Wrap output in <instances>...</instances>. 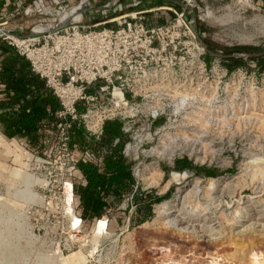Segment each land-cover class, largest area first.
Wrapping results in <instances>:
<instances>
[{
	"label": "rangeland",
	"instance_id": "374dc122",
	"mask_svg": "<svg viewBox=\"0 0 264 264\" xmlns=\"http://www.w3.org/2000/svg\"><path fill=\"white\" fill-rule=\"evenodd\" d=\"M109 1L90 0L84 20L92 23ZM195 1L209 51L259 66L264 3ZM4 20L0 15V24ZM201 86L181 119L167 122L157 136L138 137L129 153L143 191L168 195L141 225L130 220L136 215L130 194L102 218L104 230L98 220L74 225L78 202L71 211L56 183L52 198L44 184L36 186L50 173L60 177L68 163L64 151L54 143L37 162L0 132V264H264V66L218 72ZM185 157L216 175L176 171L175 161ZM27 179L34 181L29 191Z\"/></svg>",
	"mask_w": 264,
	"mask_h": 264
},
{
	"label": "built area",
	"instance_id": "2783aa9c",
	"mask_svg": "<svg viewBox=\"0 0 264 264\" xmlns=\"http://www.w3.org/2000/svg\"><path fill=\"white\" fill-rule=\"evenodd\" d=\"M89 1L34 0L25 6V0H21L17 12L43 17L27 36L5 28L10 16L5 18L4 10L0 11L5 19L0 24V40L30 63L46 90L60 103L56 123L43 129L47 135L44 153L32 149L29 141L22 144L37 162L47 156L54 143L64 151L68 163L59 168L60 177L53 180L50 173L46 181L36 180V186L42 188L40 185L44 184V192L52 198L57 194L52 188L56 183L70 208L69 193L75 199L74 185L84 181L79 163L102 164L101 156L90 148L80 151L72 146L75 124L84 128L90 141L103 137L106 122L121 123L123 134L129 138L123 153L132 163L136 178L128 199L133 204L135 194L140 188L143 190L139 168L129 157L136 139L157 136L167 131V122L181 119L191 100L199 97L203 79L208 81L218 72L231 75L260 68L255 64L231 71L223 65L220 55L211 63L206 61L209 49L199 31L195 0L105 18L117 6L116 0H111L99 9L104 15L102 21L87 23L84 12ZM73 8L82 9L80 18L62 20L61 14ZM161 12L167 16H158ZM113 22L116 27L111 26ZM4 92L5 85L0 84V97ZM117 143L118 140L114 144Z\"/></svg>",
	"mask_w": 264,
	"mask_h": 264
},
{
	"label": "trees",
	"instance_id": "16d2710c",
	"mask_svg": "<svg viewBox=\"0 0 264 264\" xmlns=\"http://www.w3.org/2000/svg\"><path fill=\"white\" fill-rule=\"evenodd\" d=\"M198 27L201 28L200 24ZM210 57L208 53V63ZM0 60V84L5 85L4 96L0 97V132L10 140L27 139L32 149L43 154L47 149L44 144L47 135L43 129L56 123L55 113L60 109V103L46 90L44 81L32 71L30 63L5 40H0ZM222 63L231 71L247 65L242 59L230 58L222 59ZM258 63L262 68L264 58ZM72 133V146H77L80 151L90 148L102 158L100 166L80 162L78 168L84 181L74 185L80 220L95 223L108 217L123 197L134 191L136 178L132 173V163L123 153L129 138L123 134L119 121L106 122L104 135L100 139L92 138L89 141L86 131L78 124L74 125ZM116 140L118 143L114 144ZM174 169L205 173L209 177L216 175L214 170L197 167L186 157L176 160ZM167 197L140 188L133 199L136 215L131 216L130 220L137 225L149 221L153 217V205ZM129 211L130 208L126 213L130 215Z\"/></svg>",
	"mask_w": 264,
	"mask_h": 264
},
{
	"label": "crops",
	"instance_id": "0c3cea01",
	"mask_svg": "<svg viewBox=\"0 0 264 264\" xmlns=\"http://www.w3.org/2000/svg\"><path fill=\"white\" fill-rule=\"evenodd\" d=\"M21 0H2L1 3V8L4 10V14L3 16H10L8 23H6L4 26L5 28H7L8 30H10L11 32H13L16 35L19 36H27L30 34L31 28L34 24H36L37 22L43 20V17L37 15V14H32V15H25L23 14V12H17L18 10V6L20 4ZM32 1L34 0H25V6H27L28 4H30ZM258 3H264V0H255ZM178 0H116V9L113 10L111 13L110 12H106L108 15L105 16V18H114V17H119L122 15H125L131 11H144V10H148V9H156L159 7H163V6H169V5H173V4H177L178 5ZM106 3V2H105ZM99 12V11H97ZM73 13L74 15L77 14L78 18H80L81 16V11L78 9L70 12ZM105 12L103 14H106ZM114 14V16L112 15ZM111 15V16H110ZM97 19H94L92 22H100L102 21L104 18V15H97ZM5 22V20H4ZM200 34L204 35V33L202 32L203 30H201V28L199 29ZM209 54L211 55L210 57V63L218 57L217 54L212 53L209 51ZM223 58V57H222ZM4 137V136H3ZM6 138V137H5ZM8 139V138H6ZM17 143L26 140L27 139H14ZM31 145V144H30ZM32 147V146H31Z\"/></svg>",
	"mask_w": 264,
	"mask_h": 264
},
{
	"label": "bare ground",
	"instance_id": "6f19581e",
	"mask_svg": "<svg viewBox=\"0 0 264 264\" xmlns=\"http://www.w3.org/2000/svg\"><path fill=\"white\" fill-rule=\"evenodd\" d=\"M71 10H72V9H71ZM81 11H82V10H81ZM68 17H74L75 19L78 18L77 14L74 15L73 13H70V12L68 11V12H65L64 14H62L61 19H62V20H65V19H67ZM2 33H3V32L0 30V35H1ZM33 182H34V181H32L31 179H27V181H26V188H27V191H29V190L31 189ZM70 189H71V186H69V191H71ZM28 193H29V192H28ZM69 194H70V196H69V202L72 203V202L74 201L73 193L71 192V193H69ZM70 209H71V211H74L72 205H71V208H70ZM159 213H160L161 216H164V215L167 214L166 209H163V207H160ZM170 214H171V213H170ZM172 214H173V213H172ZM73 221H74V225H76V226H80L81 223H82V221L80 220V218L77 217V216H75V217L73 218ZM107 224H108V221H107L106 219H100V220H98V226H99V229L104 230L105 227L107 226ZM184 224H185V223H184Z\"/></svg>",
	"mask_w": 264,
	"mask_h": 264
}]
</instances>
